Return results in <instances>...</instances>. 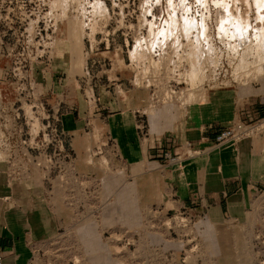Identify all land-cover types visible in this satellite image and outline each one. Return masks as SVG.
<instances>
[{"label": "crops", "instance_id": "obj_1", "mask_svg": "<svg viewBox=\"0 0 264 264\" xmlns=\"http://www.w3.org/2000/svg\"><path fill=\"white\" fill-rule=\"evenodd\" d=\"M116 53L106 70H96L95 57L88 60L85 89L69 78L40 75L46 102L59 105L72 169L64 184L37 170L8 180L0 163V264H43L55 255L66 264L73 258L89 264L107 255L104 234L137 226L143 209L183 210L217 223L237 218L245 201L264 189V130L213 143L234 121L264 114V74L210 90L204 103L180 111L165 105L146 113L147 91L129 85ZM136 111L145 112L149 142L139 137ZM161 151L180 161L163 164Z\"/></svg>", "mask_w": 264, "mask_h": 264}, {"label": "rangeland", "instance_id": "obj_2", "mask_svg": "<svg viewBox=\"0 0 264 264\" xmlns=\"http://www.w3.org/2000/svg\"><path fill=\"white\" fill-rule=\"evenodd\" d=\"M213 3L217 29L213 33L218 56L216 74L227 78L229 73L237 84L256 80L264 74V0H213ZM182 5V0H0V109H26L39 97L48 108L51 104L46 102L48 96L44 95L40 75H49L60 82L69 78L85 89L82 80L83 75H88V60L96 58L97 71L109 69L108 57H113L117 46L120 48L116 49L115 57L123 58L122 64L130 79L131 69L122 43L124 35L120 34L125 29L118 13L152 10L173 14L186 11ZM151 25L148 24L149 33L154 37ZM134 27L133 31L126 30L129 43ZM112 29L116 30L111 33ZM93 35L96 42L92 40ZM160 35L164 42L169 39L174 45L171 51L181 65L175 63L176 71L167 70L170 75L176 73L175 80L181 83L171 101L146 103L142 109L148 113L172 105L180 111L199 101L204 103L210 90L203 83L198 87L196 84L201 72L199 61L212 53L207 27L191 17L171 15L165 20ZM178 37H183L187 44L179 47ZM104 43L108 49L103 47ZM41 49L46 51L37 57ZM128 56L145 57L146 51L134 45L128 49ZM29 62L32 84L22 76ZM84 93L92 101L91 91L86 89ZM195 93L200 96L198 99ZM117 238L120 240L115 241ZM103 241L107 255L91 258L89 264H114V258L115 264H264V189L245 201V209L237 218L211 223L187 211L165 213L148 207L140 213L137 226L123 227L119 234L107 232ZM53 258L49 257L43 264L67 262L60 255ZM73 264H81V259L73 258Z\"/></svg>", "mask_w": 264, "mask_h": 264}, {"label": "built area", "instance_id": "obj_3", "mask_svg": "<svg viewBox=\"0 0 264 264\" xmlns=\"http://www.w3.org/2000/svg\"><path fill=\"white\" fill-rule=\"evenodd\" d=\"M182 2L187 7L185 14L207 27V40L212 49L210 57L199 61L201 62V72H198L197 87L203 83L207 89L212 90L236 83L229 73L227 78L222 75L219 77L216 74L218 56L216 55L215 42H213V33H217V29L214 25L216 7L213 0H182ZM132 12L134 11L122 12L121 15L118 13V17L123 21V30L125 29V32L120 31V34L124 35L122 43L126 51L127 64L131 69V77L128 79V83L136 88L147 90L146 103L148 105L157 102H169L177 96V85L181 83V81L175 80V78L177 79L176 73L170 75L167 70L174 68L176 71L177 65H181V61L176 62L177 56L171 51V47L174 45L170 43V40L167 39L164 42L160 35L165 18L171 14L166 11L154 13L152 10ZM173 14L179 16L181 10ZM148 24H152L151 30L156 34L154 37L149 33ZM134 25V35L129 37V43L126 30L133 31ZM115 30L112 29L111 33ZM194 33L195 31L189 36L192 38ZM92 40L96 42L94 35ZM90 44L88 41V50L91 52L92 46ZM177 44L180 47L187 43L183 37H178ZM134 45L141 47V51L145 50L146 56L130 58L128 49H132ZM103 47L108 49V45L105 43ZM119 48L120 46L114 47V49ZM45 51V49L43 52L42 49L38 51L37 57H40ZM101 60L103 62V58ZM30 65L31 62L22 75L27 83L31 80V76L28 74ZM226 81L227 84H225ZM30 82L32 84V81ZM38 94L40 95V93ZM194 97L198 99L200 96L195 93ZM37 99V101L36 98L33 101L34 104L27 105L26 109H0V163L4 165V173L8 180L29 178L31 172L37 170L46 180L56 178L64 183L66 172L72 169V154L68 146V136L60 124L59 105L56 103L46 108L42 99L40 97ZM136 113V128L139 137L142 141L149 142L144 120L145 112L136 111ZM263 130L264 114L252 121H234L228 127L215 133L213 143L219 145L227 141L252 138ZM160 156L164 161L163 164H175L180 161L178 156L167 151H161ZM119 240L120 238L117 239V241Z\"/></svg>", "mask_w": 264, "mask_h": 264}, {"label": "bare ground", "instance_id": "obj_4", "mask_svg": "<svg viewBox=\"0 0 264 264\" xmlns=\"http://www.w3.org/2000/svg\"><path fill=\"white\" fill-rule=\"evenodd\" d=\"M182 6H183V7H186L185 5H182ZM183 7H182V8H183ZM186 8H187V7H186ZM183 12H184V14H182ZM185 12H186V11H181V14H180L179 16H178V15L175 16L174 14H171V15L174 16L175 18L190 17V16H187V15L185 14ZM171 15H168V17L171 16ZM168 17H167V18H168ZM214 17H216V15H214ZM167 18H165V20H166ZM164 23H165V21H164ZM199 23H200V22H199ZM255 46H256V45H255ZM132 49H133V48H132ZM116 240H117V239H116Z\"/></svg>", "mask_w": 264, "mask_h": 264}]
</instances>
